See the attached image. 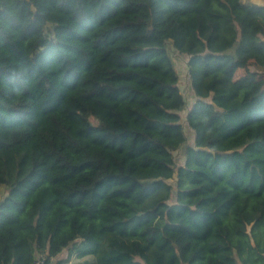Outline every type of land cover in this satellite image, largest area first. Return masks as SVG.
<instances>
[{"label": "trees", "instance_id": "trees-1", "mask_svg": "<svg viewBox=\"0 0 264 264\" xmlns=\"http://www.w3.org/2000/svg\"><path fill=\"white\" fill-rule=\"evenodd\" d=\"M251 65L264 3L0 0V264H264Z\"/></svg>", "mask_w": 264, "mask_h": 264}, {"label": "rangeland", "instance_id": "rangeland-1", "mask_svg": "<svg viewBox=\"0 0 264 264\" xmlns=\"http://www.w3.org/2000/svg\"><path fill=\"white\" fill-rule=\"evenodd\" d=\"M255 3H263V0H252ZM49 31L47 32L48 36L51 35V25L48 27ZM166 49L170 55V57L172 58L173 64L175 69L177 70L178 74H179V88L183 94L184 100H185V105L184 107L181 109L180 113H181V120L184 126V132H185V142L183 145H181L178 149H176L174 151V158H175V162L176 164L182 163L184 158V148L187 144H192L194 141L193 138V130H191V128L187 127L185 124V114L186 111L191 107L195 97L194 94L192 93V89L190 87V83H189V79L187 76V69H186V60H187V56L185 54H182L180 51L176 50L172 44V42L170 40L166 41ZM250 68L252 70H255L256 72V79H264V69H260L259 67H257L256 65H251ZM244 70L241 69V71H236L234 73V76H238L240 74H244ZM87 119H89L92 122H96L95 118L90 115L87 116ZM175 177V175H174ZM173 177V178H174ZM171 181V180H169ZM6 193V189L4 185H0V198L3 197V195Z\"/></svg>", "mask_w": 264, "mask_h": 264}, {"label": "built area", "instance_id": "built-area-1", "mask_svg": "<svg viewBox=\"0 0 264 264\" xmlns=\"http://www.w3.org/2000/svg\"><path fill=\"white\" fill-rule=\"evenodd\" d=\"M34 264H45V256L41 255L38 259H36Z\"/></svg>", "mask_w": 264, "mask_h": 264}, {"label": "crops", "instance_id": "crops-1", "mask_svg": "<svg viewBox=\"0 0 264 264\" xmlns=\"http://www.w3.org/2000/svg\"><path fill=\"white\" fill-rule=\"evenodd\" d=\"M263 3H264V0H263ZM263 3H262V4H263ZM259 4H260V3H259ZM237 70H238V71H241V68H237L236 71H237ZM236 71H235V72H236ZM241 75H243V74H240V75H238V76H236V77L234 76V77H235V78H239Z\"/></svg>", "mask_w": 264, "mask_h": 264}]
</instances>
